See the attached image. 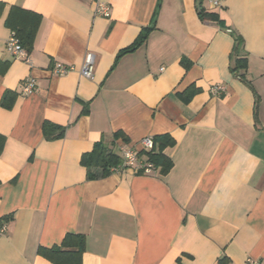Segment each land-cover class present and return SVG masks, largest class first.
<instances>
[{
  "label": "crops",
  "instance_id": "crops-1",
  "mask_svg": "<svg viewBox=\"0 0 264 264\" xmlns=\"http://www.w3.org/2000/svg\"><path fill=\"white\" fill-rule=\"evenodd\" d=\"M220 5L0 0V264H55L46 250H76L60 248L66 235L84 238L80 264H264V0ZM12 7L40 17L26 60L6 51ZM58 64L72 70L55 75ZM162 135L174 143L165 175L80 164L98 143L145 162L141 140Z\"/></svg>",
  "mask_w": 264,
  "mask_h": 264
},
{
  "label": "trees",
  "instance_id": "trees-1",
  "mask_svg": "<svg viewBox=\"0 0 264 264\" xmlns=\"http://www.w3.org/2000/svg\"><path fill=\"white\" fill-rule=\"evenodd\" d=\"M198 17L202 22L208 23H219L217 16L215 14H210L205 12L202 9H198ZM40 22V17L31 12L23 11L19 8L12 7L7 15L6 25L11 30L12 34L18 39L20 46L24 49V51L29 54L32 43L35 38V34L38 29V25ZM152 30V27H146L142 29L141 35L135 40V42L128 48L120 51L117 54L116 60L122 55L131 52L138 48L146 39L147 33ZM235 44L239 43V39L235 40ZM245 61L236 59L235 61V69L236 68H244ZM235 69H232V72H235ZM8 94L3 97L2 106L5 108L9 107ZM45 125L43 127V131L45 134L46 130ZM57 130V133L52 138H58L63 134V128L58 126H53ZM45 138H49L48 136H44ZM122 138L125 142L127 139L124 138L121 132L114 133V139ZM153 141V149L148 152H143L145 154V163L150 164L153 168L160 169V173L165 175L172 166L171 161L165 157L161 152L166 148L172 146L173 140L167 136H156L152 138ZM2 144V143H1ZM2 149V145L0 150ZM80 164L85 167L88 171L92 168H101L103 171V175H107L112 168H120L122 161L111 152L106 145L102 143L95 144L92 152L88 154L81 155ZM89 178H92V175H88ZM4 221H0L2 223ZM83 244L84 238L79 235H66L62 240L61 247L64 249H76L73 251H61L60 249H51L46 250L45 253L49 256L50 260H52L55 264H80L79 258L81 253L83 252ZM217 264H228L226 258H221Z\"/></svg>",
  "mask_w": 264,
  "mask_h": 264
},
{
  "label": "built area",
  "instance_id": "built-area-1",
  "mask_svg": "<svg viewBox=\"0 0 264 264\" xmlns=\"http://www.w3.org/2000/svg\"><path fill=\"white\" fill-rule=\"evenodd\" d=\"M208 5L211 8H219L223 2V0H207ZM95 14L107 17L109 15V6L103 3H98L95 9ZM6 51L13 57L17 59H24L26 60L27 54L24 51V49L20 46L18 39L15 38V36L12 34L7 42H6ZM93 67H94V55L92 53H87L84 57L82 67L80 69V74L84 78H92L93 75ZM72 70V67L65 66L63 64L56 65L52 72L55 75L62 76L67 74ZM34 89V81L33 80H26L25 83H23V89L22 91L24 94H28L32 92ZM210 93L214 96L220 95L224 92V87L222 85H215L212 86L209 89ZM140 146L143 152H148L153 149V141L151 137H145L140 142ZM121 152V168L131 170L134 172V174L142 173V174H148L152 171L153 167L143 162L135 152L129 148V147H122L120 148ZM118 169L112 168L111 172H117ZM6 232V226L2 222L0 223V237H2Z\"/></svg>",
  "mask_w": 264,
  "mask_h": 264
}]
</instances>
